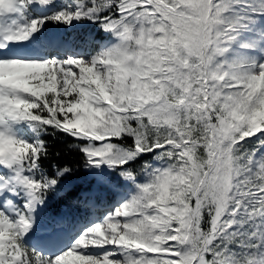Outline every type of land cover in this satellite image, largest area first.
Listing matches in <instances>:
<instances>
[{"label": "snow or ice", "instance_id": "obj_1", "mask_svg": "<svg viewBox=\"0 0 264 264\" xmlns=\"http://www.w3.org/2000/svg\"><path fill=\"white\" fill-rule=\"evenodd\" d=\"M0 264H264V0H0Z\"/></svg>", "mask_w": 264, "mask_h": 264}, {"label": "trees", "instance_id": "obj_2", "mask_svg": "<svg viewBox=\"0 0 264 264\" xmlns=\"http://www.w3.org/2000/svg\"><path fill=\"white\" fill-rule=\"evenodd\" d=\"M50 139V138H49ZM55 148L63 151V145L60 144L58 141L55 142ZM65 159H68V157H65Z\"/></svg>", "mask_w": 264, "mask_h": 264}]
</instances>
